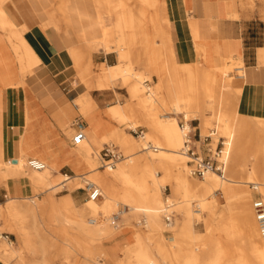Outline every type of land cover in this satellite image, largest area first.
I'll return each instance as SVG.
<instances>
[{"label": "bare ground", "instance_id": "6f19581e", "mask_svg": "<svg viewBox=\"0 0 264 264\" xmlns=\"http://www.w3.org/2000/svg\"><path fill=\"white\" fill-rule=\"evenodd\" d=\"M7 1L0 0V45L19 46L12 49V59L20 64L21 78L26 75L39 80L41 73L46 74L45 71L35 72L42 62L52 70L57 67L59 70L73 69L77 75L75 89L79 83L84 86V90L73 97L83 115L98 107L91 92L125 89L126 102L118 100L107 106L106 116L120 128L106 138L119 142L128 154L114 167L105 163L104 169H98L96 158L100 152L93 147L87 133L82 132L84 140L65 154L86 164L87 176L83 179L86 189L87 184L95 186L102 197L89 198L82 206L75 205L70 194L56 198L59 189L81 188V176L60 174L56 172V164L41 157L45 162L43 170L27 168L25 143L35 137L32 131L37 120L31 108L27 112V125L19 134L18 156L13 161L4 158L3 97L6 92L19 88L29 93L30 81L17 88L13 83L4 82L5 78L0 75V185L11 195L0 204V219L7 234L17 238V245L13 246L0 232V261L3 264H96L101 257L108 259L119 249L124 258L116 264H159L150 248L152 236L138 229L133 233V240L126 243L117 232L121 225L130 227V221L135 220L136 225H143L152 235L161 236L170 227L178 232V237L190 235L193 240L198 238L195 225H204L207 236L202 251H180L173 257L176 264H264V243L260 239L251 194L254 190L264 203V119L243 115L238 110L248 78L243 61L223 59L216 67L210 62L208 67L204 63L199 65L197 60L179 62L174 48V23L169 19L166 0H132L133 6H129V0H116L112 4L115 27L103 25L102 19L90 18L75 37L61 36L63 46L44 48L29 47L23 36L27 30H38L41 26L42 32L32 31V35L39 41L51 40L52 32L44 30L49 29L46 27L49 25L58 28L57 25L44 22L45 18L38 15L46 6L35 5L36 0H27L34 3L30 11L33 15L24 16L21 4L25 0H12L9 6H6ZM91 1L66 2L69 8L82 11L90 8ZM178 4L185 7L184 0H178ZM18 19H28L31 23L22 29L16 24ZM155 37L160 38V44L152 42ZM192 48L203 58L202 47L192 43ZM101 50L116 53L118 62L114 65L93 62L92 53ZM135 66L141 70L136 72ZM258 67H264V62ZM148 75L157 78L152 88L146 84ZM51 90L46 87L42 91L53 100ZM114 94L116 96L117 92ZM205 106L211 113L209 117L203 111ZM179 114L184 115L187 128L191 129L188 121L197 120L202 131L214 127L225 139L222 155L218 157L225 165L224 177L216 172L202 179L191 175L188 157L180 150L184 133L177 126ZM250 119L260 130L257 136L246 133ZM65 120L66 117L63 122L59 120L64 132L70 127ZM127 124L131 130L140 125L148 129L140 136V142L121 130V126ZM40 129L37 136L53 127L46 120ZM38 144L45 147L43 141ZM31 152L34 159H40ZM248 163H251L250 169H247ZM23 186L31 192L23 193ZM163 186L170 187L164 199ZM218 194L227 202L226 209L218 203ZM119 206L123 209H117ZM172 213H176L174 223ZM37 220L41 221L50 239L37 231ZM26 222L30 225H25ZM77 242L84 246L85 253L75 257L71 251L76 249ZM175 244L180 246L182 242L179 240ZM35 245L43 254L42 260L28 261L25 252L35 253L38 249ZM49 248L53 255L47 259L44 254Z\"/></svg>", "mask_w": 264, "mask_h": 264}, {"label": "crops", "instance_id": "0c3cea01", "mask_svg": "<svg viewBox=\"0 0 264 264\" xmlns=\"http://www.w3.org/2000/svg\"><path fill=\"white\" fill-rule=\"evenodd\" d=\"M166 2L169 19L171 23H174V48L178 61L190 63L192 60H197L192 43L203 48V59H205L203 62L207 67L209 65L208 62L216 67L223 59L229 58L241 59L243 64L245 61L248 78L242 89V98L238 110L243 115L264 119V67H258L261 62H264V44L247 46L248 40L256 39L250 31L255 28L256 24H264V20H262V18L264 19V7L254 13L250 11L243 12L242 20L238 22L235 19L239 13L236 10V4L239 3L240 6H243L245 3H250L253 5V0H184L185 7L179 5L178 0H166ZM215 34L216 37L212 36ZM219 37H221V40H217ZM249 49L251 50L249 51ZM102 62L109 64L107 54L97 64ZM45 73H41L39 80L27 79L28 82L30 81L29 93H26L22 88L5 93L2 100L5 145L3 155L5 159L11 161L18 156L19 134L27 125V112L31 108L37 120L34 124L35 129L32 131L35 137L25 143L27 144V147L25 146L27 154L33 150L32 152H35L39 158L41 157L46 159L47 162L56 164L57 169L60 166L59 170L65 169L66 172H69L72 171V168L66 163L73 161V159L71 160L66 156L67 154L65 153H68L66 149L64 152L63 148H66L65 142L68 136L63 134V128L60 123L64 121L65 117H70L69 123L75 133L79 130L87 133L93 147L97 149L101 145L102 140L110 135L111 130L116 128L114 121L106 116L107 106L99 107L98 105V107L86 114L85 118H82L78 114V109L73 99L78 93L73 92V90L71 92L66 91L64 88L62 89L61 85L55 83L56 81L50 80L51 75L47 74V70ZM46 87L54 89V97L61 99V107L66 110V116L61 112L60 116L55 113V109L48 102L49 96L45 97L42 91ZM68 108H71L70 111H68ZM46 120L51 123L53 129L37 136L41 131V125H44ZM42 141L45 144L44 148L38 144ZM22 191L25 194L31 192L24 186ZM7 193V190L3 188L0 196L6 197ZM74 193L72 191V194H70L74 201L75 199L80 200L81 197L75 196ZM255 196L259 195L254 194ZM121 236L124 240L123 242L128 243L130 241L128 232H121ZM0 264L3 263L0 261Z\"/></svg>", "mask_w": 264, "mask_h": 264}, {"label": "rangeland", "instance_id": "374dc122", "mask_svg": "<svg viewBox=\"0 0 264 264\" xmlns=\"http://www.w3.org/2000/svg\"><path fill=\"white\" fill-rule=\"evenodd\" d=\"M25 0V2H23V4H21V9H25V14L24 16H27L29 13L31 15H33V13H31V7L34 5L33 2L27 1ZM67 0H36V4L35 5H44L46 6V10L44 12L38 13V15L43 16L45 18L44 22H51L57 25L58 28H54L49 26V29L44 30L45 32H52V34H50L51 40L44 42V41H39L36 37H34V35H32V31L34 32H40L42 27L39 26L41 24H38L39 28L38 30H27L23 36L24 41L27 45H29V47L31 48H41V47H46V46H56L57 44L60 46H63L62 40L60 39L61 36L64 38L65 35H69L71 38L75 37V34L78 33V31L85 27L88 22L90 21V18H97V19H102V23L105 26L108 27H115V10L112 7V4L115 3L116 0H93L90 2V8L89 9H84L82 11H76L75 9H71L69 8V3L66 2ZM253 5H251L250 3H245L243 6H240L239 3L236 4V10L239 11L238 13V17L235 18L237 19L238 22H241L242 20V13L246 12V11H250L251 13L257 12L258 10H260L262 7H264V0H253ZM9 4H12V0L7 1V5L9 6ZM129 6H133L134 2L132 0L128 1ZM5 6V7H6ZM37 14V13H34ZM262 20H264L262 18ZM78 21V23L76 22ZM37 20L34 19V26L37 27ZM31 23V20H23V19H18L16 20V24L20 25V27L22 29H24L25 26H27V24ZM51 27V28H50ZM167 30V29H165ZM42 32V31H41ZM44 32V33H45ZM250 32H252V36H254L256 39L253 40H248L247 41V46H254L256 44H264V24H256L255 28H253V30H251ZM2 35V31H0V37ZM214 37H216L215 35H212ZM221 40V37L217 38V40ZM258 39V40H257ZM15 42V39H12ZM152 42H154V44L156 45V43L160 44V38L155 37L153 38ZM47 43V44H46ZM52 43V44H51ZM77 45H81V43L79 44L78 42H76ZM84 43V42H83ZM46 44V45H45ZM75 44V43H74ZM246 46V47H247ZM19 46H16V44L13 45H0V50L2 51V53H0V75L5 78L4 82L6 83H13L12 86L19 88L22 84L26 83L27 79H29L30 77L26 76L24 78H21L19 76V63L18 62H13V56L12 54L13 51L12 49L17 48ZM21 48V47H20ZM55 50H57L55 48ZM251 49H249L250 51ZM107 54V61L110 65H114L116 64L117 58H116V53L114 52H110V53H105L103 50H101L98 53H92V61L95 62L96 64L100 61V59ZM1 57H3V59L1 60ZM197 61L199 63V65H201L202 63H204V59L200 58L199 56H197ZM43 63V62H42ZM41 66H39V68H36L35 72H41V71H46L47 70V74L51 75V79L50 80H54L56 81L55 83L58 85H61V88L65 89L66 91H71L73 90V92L76 93H81L84 90V86L82 84H78L77 89H75L76 87L74 86V83L76 82V72L72 69L66 70L65 69H58L55 68V70L52 69H48V66H46L45 64H42ZM246 66L245 61H244V67ZM67 68H70V66H67ZM134 70L136 72H138L139 70H141V67L139 66H135ZM63 74V76H62ZM54 77V78H53ZM64 79H63V78ZM53 78V79H52ZM148 81L146 82V84L149 87H154L155 83L157 82V78L153 75H148ZM74 86V87H73ZM120 87H117V89L114 90H110V91H102L101 93L97 92V91H93L91 92V96L92 98H94L97 102L99 107H106L108 105L114 104L116 102L120 103H124L127 101L126 98V91L125 89H122ZM28 90V89H27ZM54 89L51 90V94L53 96V100L49 98L48 102H50V105L53 106V109H55V113H63V115L66 114V110L62 109V102L61 99L56 98V96L54 97V93H53ZM56 91V89H55ZM27 92V91H26ZM114 92H117V95L115 96ZM46 97V96H45ZM75 104V101H74ZM76 106V105H75ZM208 106V105H207ZM207 106L204 107L203 111L205 113V115L207 117H209L211 115L210 111L208 110ZM78 109V106H76ZM235 108V105H234ZM71 109V108H70ZM70 109L68 108V111H70ZM63 110V111H62ZM91 112V110L89 111ZM89 112H87L86 114H88ZM78 114L82 117L85 118V115H83L82 113H80V111L78 110ZM66 116V115H65ZM177 117V126H179V122L183 121L184 119V115L183 114H179L176 116ZM192 117L190 116L189 119H191ZM70 117L66 118L65 122L66 124L68 123L70 125V127H67L66 131H69L66 134V131L63 132L64 135L68 136L66 143V152H68L70 149L74 148L75 146H73L72 143V139L75 136V131L72 128V125L69 123ZM115 124V128L111 130L110 135L115 132L118 128H120V126L114 122ZM188 124L190 126V128L193 131V128L199 125V121L194 120V121H188ZM65 126V125H64ZM125 126V127H124ZM122 125L121 126V130L123 129V131L131 138L135 139L136 141L140 142L141 137L138 138L137 135L132 134V130L128 127L127 125ZM64 128V127H63ZM71 128V129H70ZM134 131H136L137 133L142 131L144 134L148 131V129L144 126V125H140V127L136 128ZM198 133L201 134V141L199 143H196V149L198 151V153L202 156H206L207 149H211L213 150L214 147L216 145L219 144V142H221L223 138H221V136L219 135L218 131L214 128V127H210L209 129H206V131H202L201 128H197L195 130ZM259 128L256 124V122H254L253 119L249 120V124L246 128V133L250 134V135H254L257 136L258 132H259ZM211 137L210 140L206 143H203V139L204 137ZM106 138V137H105ZM102 140L101 145L99 146V148L97 149V152L99 153L105 145H113L114 147H116L117 151L121 153V155L126 156L128 153H126L123 148H121L120 143L115 141L112 138H106V139ZM220 139V140H219ZM145 141H147L150 145L154 146L155 144L148 139H144ZM225 139H223L224 142ZM183 141V140H182ZM209 144V146L207 147L206 145ZM38 152V151H37ZM94 155V154H93ZM95 157V155H94ZM122 157V158H123ZM31 159H34L32 157V155L26 154V166L27 168H29L28 166V161H30ZM38 159V158H37ZM41 160V159H39ZM72 160V159H71ZM122 160V159H121ZM219 161V159H217ZM44 165L45 162L43 160H41ZM188 161V159H187ZM96 168L98 169H104V164L107 162L105 160H103L100 156H98V159L96 158ZM66 164H68L71 168L72 171L66 172L65 169L63 170H59L60 166H58V169L56 170V172L63 174V175H69V176H76V175H80L81 177H79V181L82 183L81 188L78 189H74V190H67L66 188L63 189H59L56 193H55V197L56 198H61L65 195H69L72 194V191L75 192L74 195H78L79 197H81L80 200H76L75 199V205L77 206H82V204H84L85 202H87L89 200L88 197V190L86 189V185L83 182V179L86 178L87 174V170H86V164L85 163H80L78 160H74L73 161H68ZM116 164V163H115ZM114 164V165H115ZM250 164H247V169H250ZM114 167V166H113ZM30 169V168H29ZM225 174V173H224ZM200 179V178H198ZM164 188L161 190V195H162V199H164V197H166V195H168L170 193V187L169 186H163ZM4 188V186L0 185V193L1 190ZM8 192V191H7ZM253 200H255V197L259 196H255L254 194H257L254 190L251 191ZM31 195V194H30ZM40 196H44V194H41ZM11 197L10 193L8 192L6 197L4 196H0V204H3L7 199H9ZM217 200L218 203L220 204V206H222V208L226 209L228 207L227 202L224 200V198H222L221 195H217ZM117 209H123L122 206H119V208ZM115 213V212H113ZM173 214V213H172ZM121 217V216H120ZM141 220V219H140ZM176 220V213L173 214V219L172 222L174 223ZM164 221V219H163ZM110 223V222H109ZM131 226H126V225H121L118 224L120 227L117 230V232H119L121 234V232H128V234H130V240L132 241L133 238V233H136V230L140 229L142 232H145L147 235L152 236L151 239V251L153 256L156 258V260L158 261L159 264H176V262L173 260L174 255L179 254V252H189L191 250L198 252H201L202 249L204 248L203 246V242H204V238L207 236L206 234V229L204 227V225L202 223H198L197 225H195V229H196V235L198 236L197 240H193L192 237H190V235H181L180 237L177 236V231L173 230L174 228H170L167 227L163 233H161V236H157V235H152L151 233L148 232V230L146 228H144V226H138L136 225V221L135 220H131L129 223ZM25 225H30L29 222H26ZM37 231L40 232L41 235H44L45 239H50L48 237V235L45 232V227L42 225L40 220H37ZM135 227V228H133ZM0 232H3L4 235H6L8 237L9 242H11L13 244V246L17 245V238L16 235H11V234H7V229L6 226L3 224V220L0 219ZM114 232H116L114 230ZM121 237V236H120ZM181 240L182 244L180 246L176 245V241ZM130 241V242H131ZM76 245V249L71 251V254L75 257H77L78 255H83L85 253V248L84 246L75 243ZM37 246V245H35ZM38 249L35 251V253H26L25 252V258L28 261H40L42 260V256L43 254L39 251V246H37ZM122 251H120L119 249H116L114 252V255L110 258H106V256L101 257L100 258V262L96 263V264H116L117 260L119 259H123L124 255ZM45 255V258L50 259L52 258L53 255V250H51L50 248L47 249V252ZM74 258V257H72ZM164 258V259H163ZM107 259V260H106ZM77 261V260H76ZM103 261V262H102ZM54 264H60L58 262H55ZM233 264H236L233 263Z\"/></svg>", "mask_w": 264, "mask_h": 264}, {"label": "built area", "instance_id": "2783aa9c", "mask_svg": "<svg viewBox=\"0 0 264 264\" xmlns=\"http://www.w3.org/2000/svg\"><path fill=\"white\" fill-rule=\"evenodd\" d=\"M179 128L184 133V140L180 150L188 157L187 164L188 168H190L191 175L195 178L198 177L202 179L206 174L216 172L221 177H224L225 165L224 163L217 160L218 157L222 155V148L224 146L223 139H221L222 141L219 142V144L216 145L213 150H211L210 148L207 149L206 156H202L196 149V143H199L201 141V134H197V132L195 131L197 128L194 127L193 131L192 129L187 128L184 119L183 121L179 122ZM131 132L132 134L137 135L138 138L143 135L142 131L137 133L136 131L132 130ZM210 138L211 137L207 136L204 137L203 143L208 142ZM83 140L84 135L82 134V130H79L75 133V136L72 139V145L76 146ZM206 146L208 147L209 144H207ZM100 153L102 159L108 163L110 168H112L114 164L120 161L123 157V155H121V153L118 152L116 147H114L113 145H105ZM28 166L30 169L39 171L43 170L44 168V164L37 159H31L30 161H28ZM87 190L88 197L91 200H98L102 197L100 189L96 188L95 186H90L89 184H87ZM253 203L254 215L255 220L258 223L260 239H262L264 243V203L260 200V198H256ZM165 220L169 222L168 217H166Z\"/></svg>", "mask_w": 264, "mask_h": 264}]
</instances>
